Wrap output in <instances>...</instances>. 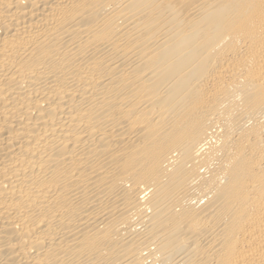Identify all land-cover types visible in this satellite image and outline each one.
Instances as JSON below:
<instances>
[{
  "label": "bare ground",
  "instance_id": "bare-ground-1",
  "mask_svg": "<svg viewBox=\"0 0 264 264\" xmlns=\"http://www.w3.org/2000/svg\"><path fill=\"white\" fill-rule=\"evenodd\" d=\"M0 264H264V0H0Z\"/></svg>",
  "mask_w": 264,
  "mask_h": 264
}]
</instances>
